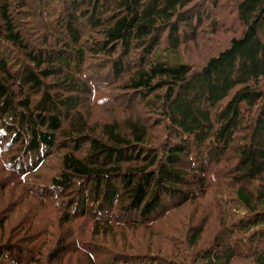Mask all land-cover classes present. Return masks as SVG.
I'll return each instance as SVG.
<instances>
[{"label": "trees", "instance_id": "obj_1", "mask_svg": "<svg viewBox=\"0 0 264 264\" xmlns=\"http://www.w3.org/2000/svg\"><path fill=\"white\" fill-rule=\"evenodd\" d=\"M0 168V264H264V0H0Z\"/></svg>", "mask_w": 264, "mask_h": 264}, {"label": "rangeland", "instance_id": "obj_2", "mask_svg": "<svg viewBox=\"0 0 264 264\" xmlns=\"http://www.w3.org/2000/svg\"><path fill=\"white\" fill-rule=\"evenodd\" d=\"M229 9L226 14H227V18L225 20V22L223 24L224 25V31L228 32H224L222 30V32L219 34L220 36H222V38L224 39L225 36H230V32H239L241 30V27H240V24L238 22H236L234 19V9L232 8V6H230ZM230 10H232V13H230ZM191 47H186V48H182L180 53H174L170 50H168L167 48H164V47H160L159 49H157V51L155 52L154 56H153V59L155 61H158V62H166V63H170V64H182L184 63L185 61L188 62L189 61H192L196 58V50H191ZM3 175V172L0 168V178L2 177ZM19 188L21 187H18L17 189L19 190ZM9 201V198H5L4 199V203H8ZM87 231V228L86 227H82L81 229H79V231ZM56 264V263H55ZM236 264H253L252 261H246V260H242V261H237Z\"/></svg>", "mask_w": 264, "mask_h": 264}, {"label": "bare ground", "instance_id": "obj_3", "mask_svg": "<svg viewBox=\"0 0 264 264\" xmlns=\"http://www.w3.org/2000/svg\"><path fill=\"white\" fill-rule=\"evenodd\" d=\"M148 198V197H147Z\"/></svg>", "mask_w": 264, "mask_h": 264}]
</instances>
